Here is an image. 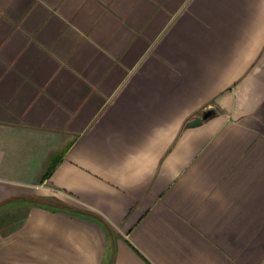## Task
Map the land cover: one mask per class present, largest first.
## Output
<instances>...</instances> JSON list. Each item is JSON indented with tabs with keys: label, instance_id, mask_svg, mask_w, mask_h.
<instances>
[{
	"label": "crops",
	"instance_id": "crops-1",
	"mask_svg": "<svg viewBox=\"0 0 264 264\" xmlns=\"http://www.w3.org/2000/svg\"><path fill=\"white\" fill-rule=\"evenodd\" d=\"M0 264H264V0H0Z\"/></svg>",
	"mask_w": 264,
	"mask_h": 264
},
{
	"label": "water",
	"instance_id": "water-1",
	"mask_svg": "<svg viewBox=\"0 0 264 264\" xmlns=\"http://www.w3.org/2000/svg\"><path fill=\"white\" fill-rule=\"evenodd\" d=\"M213 114L212 110H206L203 112V114L201 115V117H196L195 119H193L192 121H190L188 123V126H194L199 124L203 119H207L208 117H210Z\"/></svg>",
	"mask_w": 264,
	"mask_h": 264
},
{
	"label": "trees",
	"instance_id": "trees-1",
	"mask_svg": "<svg viewBox=\"0 0 264 264\" xmlns=\"http://www.w3.org/2000/svg\"><path fill=\"white\" fill-rule=\"evenodd\" d=\"M50 171H47V173L45 174V176H47L49 174Z\"/></svg>",
	"mask_w": 264,
	"mask_h": 264
}]
</instances>
